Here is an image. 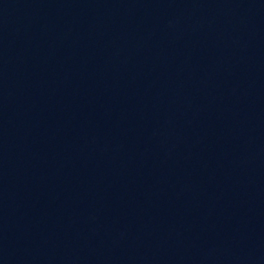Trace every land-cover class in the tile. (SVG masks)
Instances as JSON below:
<instances>
[{"label":"water","instance_id":"water-1","mask_svg":"<svg viewBox=\"0 0 264 264\" xmlns=\"http://www.w3.org/2000/svg\"><path fill=\"white\" fill-rule=\"evenodd\" d=\"M0 264H264V0H0Z\"/></svg>","mask_w":264,"mask_h":264}]
</instances>
